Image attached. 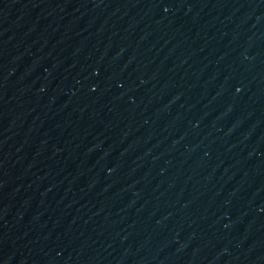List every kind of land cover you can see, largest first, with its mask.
I'll list each match as a JSON object with an SVG mask.
<instances>
[{
  "label": "water",
  "instance_id": "95a60500",
  "mask_svg": "<svg viewBox=\"0 0 264 264\" xmlns=\"http://www.w3.org/2000/svg\"><path fill=\"white\" fill-rule=\"evenodd\" d=\"M0 264H264V0H0Z\"/></svg>",
  "mask_w": 264,
  "mask_h": 264
}]
</instances>
